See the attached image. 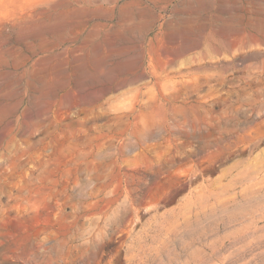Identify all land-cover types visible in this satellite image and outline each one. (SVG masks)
I'll return each instance as SVG.
<instances>
[{
    "label": "rangeland",
    "instance_id": "1",
    "mask_svg": "<svg viewBox=\"0 0 264 264\" xmlns=\"http://www.w3.org/2000/svg\"><path fill=\"white\" fill-rule=\"evenodd\" d=\"M258 189L264 0H0V264H264Z\"/></svg>",
    "mask_w": 264,
    "mask_h": 264
},
{
    "label": "crops",
    "instance_id": "2",
    "mask_svg": "<svg viewBox=\"0 0 264 264\" xmlns=\"http://www.w3.org/2000/svg\"><path fill=\"white\" fill-rule=\"evenodd\" d=\"M259 155L256 156L255 160H256V164L258 165L259 164ZM249 164V161H244L243 163L241 164H238L232 168H230L227 172H226V178H228V182H225L223 185H222V188L220 190V193L224 192V191H228L232 186L234 185H244V180L245 178L247 177V174H248V170L250 169L248 166ZM248 193L249 191L246 190ZM257 192H260V195L264 193V191L262 189H258L256 190ZM263 196H261L260 198L259 197H256V199L254 198H248L247 194L245 196V198H242V199H239L238 201H236L235 203V210H238V211H248L250 210L252 212V210L254 211H257V210H261L260 207L263 205ZM262 211V210H261ZM238 216H245L246 214H240L238 213L237 214ZM257 215H260L262 216L263 214L260 213V214H257Z\"/></svg>",
    "mask_w": 264,
    "mask_h": 264
}]
</instances>
